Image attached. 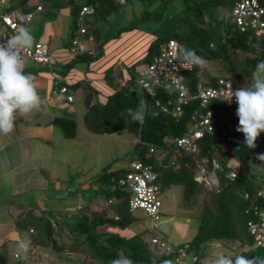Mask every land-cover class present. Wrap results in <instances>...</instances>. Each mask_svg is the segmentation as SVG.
Returning <instances> with one entry per match:
<instances>
[{
  "label": "trees",
  "instance_id": "1",
  "mask_svg": "<svg viewBox=\"0 0 264 264\" xmlns=\"http://www.w3.org/2000/svg\"><path fill=\"white\" fill-rule=\"evenodd\" d=\"M234 1H230L231 6ZM257 1L264 9V0ZM3 2H7V5L1 9L0 17L4 13L33 11L35 6L40 5L45 19L51 21L60 8H67L70 20L66 37H69V41L78 33L75 22L80 7L89 5L92 8L89 15L93 21L92 24L86 21L88 24L86 23L83 39L88 43L92 54L77 53L67 66L78 62L90 63L100 55L103 41L96 34L93 22L97 23L98 19L107 17L115 7L113 0H36L34 6H30L27 0H2L0 3ZM141 2L144 4V13L149 16L148 22L155 21L158 25L151 29L156 34L146 45L143 57L126 67L125 73L130 80L132 73L129 70L136 71V66L150 61L160 41L174 39L187 52L194 51L203 62L201 65H194L191 71L182 73L187 94L193 93L198 83L213 84L216 76L230 80L237 88H241L238 81L246 82L250 79L247 86H251L253 70L258 62L264 61V33L255 35L250 30L239 31L231 19V6L226 10L227 0ZM153 3H156L155 6ZM150 6L153 8L148 9ZM89 35L91 40L86 41ZM53 72L58 81L54 84L49 81L51 95L54 98L53 91L64 86L65 93L54 99L57 101L63 98L70 102L72 97L70 101L65 97L66 94L71 96L69 84L55 70ZM123 74L124 71L115 67L104 70L102 80L107 92L100 102L93 101V86L90 82L71 84L72 89L79 85L81 87L83 112L77 119L74 118L73 111L68 113L63 109L53 117V123L62 136L69 139L77 134L78 124L92 134L126 131L132 136L136 150L135 160L151 166L156 174L159 190L168 189L172 185L179 186L180 203L184 205L195 203L201 194L195 233L190 240L173 245L154 235L148 239L143 238L145 231H156L157 226L148 225L137 233L126 236L119 233L118 231L127 229L136 219L127 210V191L117 184L126 168L108 171L103 168L97 177L89 181L94 183L96 192L101 193L105 200L113 199L108 205L111 215L103 208L90 209L88 202L81 204L75 208L70 219L64 221L67 224L64 228L68 231L67 236H62L54 233L58 229L64 230L57 220L46 215L29 213L27 220H21L19 224L28 236L29 245L41 250L50 248L60 254L83 255V259L75 260L85 264H111V261L122 256L131 259L134 264H179L187 255V264H206V258L212 256L210 251L217 243L229 245V250L227 248L228 251L221 255L230 258L233 264L238 257L244 258L250 264H264V247L252 245V238L246 227V221L252 216V206L264 208V160L258 158L260 154H264V132L257 138L256 147L249 148L245 144L244 134L236 130L238 118L227 113L219 100L212 99L206 105L200 106L197 100L189 99L180 105V113L175 115L172 109L176 93L169 84H164L156 91V100L166 108V111H161L144 92L128 86V80L123 78ZM123 79L127 82L125 86L121 85ZM141 105L144 106L142 124L133 121L127 111L137 110ZM206 110L212 112L210 129L200 128L201 135L192 139L188 150L175 146L173 139L189 136L198 115ZM195 111L198 114L192 118L191 114ZM202 158L205 161L200 163ZM229 158L238 164V171L232 179L226 177V163ZM211 160L218 164V169L214 171L216 184L205 187L196 179L195 172L202 167L208 173ZM102 227L111 228L113 231L104 230ZM151 237L165 241L170 249L160 250L157 245L150 243ZM183 244H186L185 256L176 260V248ZM26 256L28 258L29 254ZM27 258L24 264H35L34 259Z\"/></svg>",
  "mask_w": 264,
  "mask_h": 264
},
{
  "label": "crops",
  "instance_id": "2",
  "mask_svg": "<svg viewBox=\"0 0 264 264\" xmlns=\"http://www.w3.org/2000/svg\"><path fill=\"white\" fill-rule=\"evenodd\" d=\"M55 19L49 21V26L48 24L46 26L43 25L44 32L40 36L39 41L45 43L43 37L47 38V40L51 37L52 49L57 52L55 55H50L52 57L51 69L55 70L58 76L69 84L68 89L71 92L72 100L66 102L61 98L56 101L51 97V85L47 78L45 66L41 65V69L36 70L35 67L40 64L31 61L33 65H29L27 68L24 67L25 74H31L34 78V83L40 96V106L27 115L18 117L12 132L8 134L0 133V264H12V259H19L20 256L27 258L26 254H29L30 249L36 247L29 245L28 236L22 231L23 227L19 225L21 220H27L29 213L52 217L63 228L67 225L64 222L65 219H70L69 217L75 213V208L86 202H88L90 209L98 210L103 208L108 212V215H111L108 205L113 199L100 201L96 196L98 194L96 186L89 181L91 180L90 178H88V183L85 181L81 185L83 190L82 192H80L81 190L79 191L78 202L70 201L64 203L60 192L62 181L59 180L61 173L57 165L62 162L66 170L75 160L74 151L78 150L77 146L80 150L84 148L85 152L87 150L95 152L98 142L103 141L106 137H112L116 132L111 134H92L83 129L81 124H78L77 134L73 139H69L63 137L60 130L53 123V117L57 113L54 109L61 112L63 110L62 105L73 103V91L78 92L81 103H78L76 107V110H78L77 117L80 118L83 112L81 87L79 85L72 89L71 84L82 81L90 82L93 86V101H96V99L102 100L107 92L101 72L96 71L98 70L97 68L93 70V65H95L93 62H78L67 66L73 59V55L68 53L67 45L63 44L64 42L62 41L64 24L62 22L61 25L58 15ZM48 29H51V31ZM62 47L66 48L63 49ZM53 56H56V59ZM51 98L55 102L51 101ZM62 138L64 141L60 140ZM92 142H96L95 146L91 144ZM116 159L112 160L115 161ZM93 160V157L88 160V165H92ZM84 171L87 172L86 167ZM89 171L90 169H88ZM69 181V179L66 180V182ZM77 194L79 193L77 192ZM161 205L162 203L160 207ZM160 207L158 225L162 222L160 219ZM172 217L173 215H170L166 219ZM179 227L182 229V226ZM128 228L118 232L126 236L141 230L136 229V231L127 232ZM102 229L113 231V229L107 227H102ZM190 230L192 232L190 236H193L195 229ZM61 231L58 229L54 233L67 235V229L64 228ZM185 236H188V232H186ZM176 238L168 239V241L172 244L184 242L179 241V236H176Z\"/></svg>",
  "mask_w": 264,
  "mask_h": 264
},
{
  "label": "rangeland",
  "instance_id": "3",
  "mask_svg": "<svg viewBox=\"0 0 264 264\" xmlns=\"http://www.w3.org/2000/svg\"><path fill=\"white\" fill-rule=\"evenodd\" d=\"M35 1L36 0H27L30 6H34ZM227 1L228 6L226 7V10L228 11L231 6V0ZM113 2L115 5L114 10L104 19H98L97 23L93 22L95 32L96 34H98V36L101 37L103 44L101 45L100 55L96 57L94 61H92L93 64H95L93 65L94 69L93 66L92 69L95 70V68H97L98 70L96 71H100L103 75L104 70H106V68H119L120 70L124 71L123 78H126V80H128V86L137 88L134 81L138 76L137 69L139 68V66L135 67L136 71L129 70V72L132 73L131 80L129 75L125 73L126 67L131 65V63L133 62L139 61L143 57L146 45L149 43L150 40L153 39V37H155L156 34V32L151 31V29L153 30V28L157 27L158 23L155 21L153 23L148 22L149 16L144 13V4L141 2V0H126L125 3L122 5L118 4L115 0H113ZM155 4L156 3H153V6H155ZM6 5L7 2L0 3V11ZM153 6L148 7V9L153 8ZM66 9L65 7L60 8L57 13L58 18H60L59 20L61 21V25L62 22L64 24V33L62 35V41L65 43V45L69 43V37H66V35L68 23L70 20V15L68 11L66 12ZM87 20L89 21V24L93 21L92 17L89 14L88 17L85 14L83 16H80L79 18H76L75 28H77V31L80 25L86 27V25L88 24L86 22ZM48 22L49 21L45 19L44 11L35 12L32 16L31 21L23 24L21 28L26 29L31 34L34 43L37 40L39 41L40 36L44 32L43 25H50V22ZM48 30L51 31V29ZM0 31H7V29L3 27L2 24H0ZM113 35L114 37H112ZM77 36L79 37V39L84 38L83 35L79 36L78 33ZM43 38V40L47 44L48 54L55 55L57 52L52 49L51 37H49L48 40L45 37ZM62 48L65 49L66 47ZM53 57L56 59V56ZM29 65L33 64L30 60H26L25 68H27ZM35 69H41V65L36 66ZM212 71L213 68L211 72ZM247 82H250V79H248L246 82L238 81L239 85L244 88L249 87L247 86ZM73 96V103H66L62 106L63 109H65L68 113L73 111L74 118H78V110H76V107L78 106V103L81 104L79 100L80 97L78 92L76 91H73ZM51 97L53 98L52 95ZM52 98L51 101H54ZM96 101L100 102L101 100L96 99ZM60 109H62V107H60ZM54 110L55 112H57L56 115L60 113L58 110ZM60 140H63V138ZM91 144L95 146L96 142H92ZM96 147L97 148L95 149V152H89L88 150L85 152L84 148H81L80 150L77 146L78 150L74 151L75 160L72 164H70L69 168L65 170V165L62 162L57 165L61 173H59V180L62 181V184H60V192L62 193L61 195L63 197L64 203L70 201L78 202V196L83 190V187H81V185L85 183V181L88 183V178L94 179V177H97V174L101 173V170L103 168H105V171L112 170L115 168H127L128 162L136 159V150L133 147L132 136L123 130L116 131V133L112 137H106L105 139H103V141L98 142V146ZM155 155L158 156V153H155ZM92 157L94 159L93 164L88 165V160H90ZM114 158L117 159L113 161L112 159ZM84 164L86 165L84 166ZM85 167L87 172L84 171ZM88 169H90L89 172ZM67 179H69L70 181L66 182ZM77 192L79 194H77ZM158 195L162 203L160 207V219L162 220V222L157 226L156 231L152 229H149L150 231L148 232L145 231L146 233L142 235L143 238L148 239L150 235H156L158 238L165 240L171 245L173 244L170 243L168 239H174L176 238V236H179V241L190 240L192 237L190 236L192 235L190 229H195L197 225V215L200 206L199 203H201L202 201L201 194L199 195V198L195 201V203L187 205L180 203L181 189L179 186L172 185V187H170L169 189L159 190ZM96 196L99 198L100 201L104 200L101 193H98ZM50 202L52 203V201ZM132 214L135 216L136 219L131 223L127 232L136 231V229L148 227L149 218L142 210H134ZM170 215H173V217L170 219H166L170 217ZM67 220L69 219L66 218L65 221ZM179 226H182V229H180ZM165 227H167L166 231ZM183 232H185V235L186 232H188V236H185ZM62 236L67 235L65 234ZM227 248L229 250V245L224 244L223 246L217 243L214 244L213 250L210 251V255L212 256L206 258V264H214V261L220 256H222V252L228 251ZM226 254L228 255V253ZM187 257L188 255L185 257V259L183 258L181 260V263L179 264H187ZM24 258L25 256H20L19 259H12L11 263L24 264ZM75 258H79L81 260L84 257L83 255L77 254H60L50 248L41 250L38 247H33L30 249L29 257L27 259H34L35 264H85L76 261Z\"/></svg>",
  "mask_w": 264,
  "mask_h": 264
},
{
  "label": "built area",
  "instance_id": "4",
  "mask_svg": "<svg viewBox=\"0 0 264 264\" xmlns=\"http://www.w3.org/2000/svg\"><path fill=\"white\" fill-rule=\"evenodd\" d=\"M2 0H0L1 2ZM122 5L126 0H115ZM41 6H35L33 11L24 13L11 12L1 15L0 20L7 28V32L0 31V43H6L8 37H11L19 32L21 26L31 21L34 12L40 11ZM92 8L89 5H82L78 12V18L84 14L90 13ZM230 15L232 21L235 23L239 31L250 30L255 35L264 33V9L258 4L257 0H235L230 8ZM85 33V27L80 25L78 27V34L82 36ZM91 36H87L86 41H90ZM67 51L74 55L85 52L92 54V50L86 46L83 39L74 36L70 39ZM186 48L174 39H166L160 41L157 45L155 55L150 61H147L139 66L137 69V77L134 81L138 90L144 92L153 101L161 111H166L163 105H160L156 100V91L164 84H169L176 93L175 104L172 112L175 115L180 113V105L184 104L189 99H195L200 106L207 104L209 100H219L225 107L226 112L232 117L238 118L236 109L238 105L235 102V97L232 102L228 103L227 95L232 90L238 89L230 80L216 76L213 84H196L194 92L187 94V89L183 83L182 73L184 71H191L194 65H191L185 59ZM26 60L46 66L47 78L51 83L58 81L56 74L51 69L52 57L48 54L47 45L44 42L36 41L33 45L21 51ZM127 82L125 79L121 81V85L125 86ZM66 88L60 86L57 91H53L54 98L57 99L61 94L65 93ZM66 100L70 101L71 96L65 95ZM198 112L191 114L194 118ZM211 110H206L204 113L198 115L195 127L190 130L189 136H181L173 139V143L178 148L188 150L191 147L192 139L198 138L201 135V129H210ZM151 151V149H150ZM205 159H201L203 163ZM226 166L228 168L226 177L232 179L234 174L238 171L237 162L229 158ZM218 169V164L215 160H211L210 170L208 173L204 168L199 167L195 176L204 186L216 184L214 171ZM117 184L127 191V210L133 212L134 210H142L149 218V226L156 227L159 221V207L161 204L159 198V186L156 182V174L151 169V166L139 160L129 161L123 175L118 178ZM259 194V193H257ZM244 196H246L244 194ZM251 217L246 221V227L249 235L252 238V245L255 247H264V208H257L252 206ZM31 231V230H30ZM150 243L157 245L161 249H170L165 241L157 237H151ZM186 244L176 248V260L182 259L185 256Z\"/></svg>",
  "mask_w": 264,
  "mask_h": 264
},
{
  "label": "clouds",
  "instance_id": "5",
  "mask_svg": "<svg viewBox=\"0 0 264 264\" xmlns=\"http://www.w3.org/2000/svg\"><path fill=\"white\" fill-rule=\"evenodd\" d=\"M32 43L33 37L24 28L8 37L6 43H0V133L12 132L18 117H23L40 106V96L34 78L31 74H25L24 57L21 54V51L30 48ZM85 44L89 46L87 42ZM185 59L191 65L203 63L194 51L186 52ZM233 97L238 105L236 115L239 124L236 130L244 134L245 144L249 148H255L257 138L264 132V61L258 62L253 70L251 86L232 90L225 100L231 103ZM127 111L133 121L143 123V105L137 110ZM258 158L264 160V154H260ZM111 264H134V262L122 256L111 261ZM214 264H233V261L228 257L220 256ZM235 264H250V262L238 257Z\"/></svg>",
  "mask_w": 264,
  "mask_h": 264
}]
</instances>
